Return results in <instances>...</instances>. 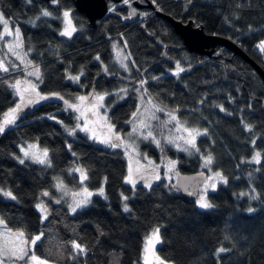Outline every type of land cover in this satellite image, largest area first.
<instances>
[{
    "label": "trees",
    "instance_id": "trees-1",
    "mask_svg": "<svg viewBox=\"0 0 264 264\" xmlns=\"http://www.w3.org/2000/svg\"><path fill=\"white\" fill-rule=\"evenodd\" d=\"M154 4L164 15L182 22L191 19L205 33L231 39L264 69V52L257 47L264 41V0H155ZM45 10L52 15L42 16ZM65 10L77 29L71 38L59 35ZM0 12L19 27L23 49L39 66L42 94L58 93L73 103L76 96L93 89L108 93V120L123 134L143 93L135 91L138 81L146 79V95L155 103L207 129L197 147L213 156L210 169L228 181L207 191L213 205L209 209L186 200L163 179L150 187L141 183L133 187L126 182L121 149L80 132L69 136L66 129L75 122L74 112L65 110L63 101L50 99L25 109L16 124L0 134V189L16 197L0 193V219L8 229L22 231L29 240L43 233L34 252L55 264H138L143 238L153 228L160 229L156 254L169 264H264V83L248 62L223 47L214 56L188 51L170 23L155 12L149 11L138 23L125 22L126 10L120 6L93 26L73 0H0ZM114 41L123 44L129 57L128 72L113 61ZM177 62L185 69L179 76ZM81 70L79 83L67 78ZM17 72H0V118L18 100L9 87ZM123 88L127 95H115ZM24 141L47 148L51 166L16 161L17 145ZM141 148L149 156L158 155L150 140ZM161 152L177 162L179 173L203 171L197 155L187 156L165 145ZM256 152L261 153L260 163L252 160ZM74 164L86 170L89 190L104 189V195L93 194L75 213L65 201L52 200L56 177L66 187L79 185L78 175L68 171ZM45 191L50 196L44 197ZM39 201L48 209L46 220L36 207ZM72 241L81 244L82 254L73 250Z\"/></svg>",
    "mask_w": 264,
    "mask_h": 264
},
{
    "label": "snow or ice",
    "instance_id": "snow-or-ice-1",
    "mask_svg": "<svg viewBox=\"0 0 264 264\" xmlns=\"http://www.w3.org/2000/svg\"><path fill=\"white\" fill-rule=\"evenodd\" d=\"M56 0H53L55 3ZM124 4H129V0H123ZM155 3V0H153ZM136 10L133 8L130 12V16L135 15ZM52 14L48 11H43L42 16L49 17ZM63 16V28L60 31L59 35L67 38H71L73 33L77 31L76 27L73 25L72 20L70 19V12L64 11L62 13ZM9 19L4 17L3 12H0V25L3 26V31L0 32V41H3L5 36L12 37L13 39L7 42V52L11 53L12 56L15 57L17 61H19L20 65L24 66L25 78L23 80L17 78L13 83L9 85V87L14 91V94L18 97V102L14 107L10 108L7 112L3 114V120L0 122V134L4 133L6 128H9L16 124L17 120L20 118V114L29 107L35 106L41 101H46L50 99H58L64 102L65 110H71L73 112L78 113L76 119L77 121H82V123H77L74 128L67 129L68 134L70 136H74L76 131H82L86 134H90L89 138L98 140L99 143L104 144L112 149H124L126 152L136 153L137 148V140H149L151 139L158 147L161 144V140L157 139V134L155 133L154 127L151 124L152 120H159V116L156 115L158 112H166L168 119L160 120L159 128L160 132L158 133L161 137H163L166 143L173 145L176 147L178 151H183L191 155L193 152H199V148L197 147V138L201 135L207 134V129L201 132L197 128H192L185 126L181 123L178 116L174 111H167L165 108L158 106L153 102L151 96L147 97L145 101V96L141 95L140 100L144 105V111L141 112V109L138 107L136 112L132 114V118L128 121L131 125V131L127 134L126 137L122 136L117 130L114 124L110 123L107 116V111L101 114V109L105 108L104 100L108 93L100 94L96 93L95 90L89 95H81L75 98L74 103H70L65 100L63 96L58 93L52 94H42L39 91V84L43 82L42 74L39 66H33L31 60H26L28 55L27 52L21 53L23 49V42L21 38V32L19 27H15L14 32L9 28ZM126 44V42H125ZM115 47V46H114ZM258 49L261 52H264V41H260L257 45ZM119 56V53H118ZM99 60V56L96 57ZM129 57L128 56H119V65L124 69L125 72L130 71L129 65L127 63ZM134 63V61H133ZM18 65L12 61H8L6 63L5 58H0V72L9 73L10 69L15 71ZM31 68V70H29ZM185 69L180 66L179 62L176 64L175 75L179 76L181 72ZM105 73L108 72L107 66L104 67ZM84 75L83 70L77 75H68V79L73 82H80L81 76ZM28 77H34L35 79H28ZM153 79H158V77H153ZM148 83L146 79H141L138 81L139 87L135 89L137 92H147L145 85ZM127 88L120 89L115 95L123 98L124 95H127ZM91 97V99H90ZM203 103V101H201ZM224 111L223 107L220 109ZM91 117V118H90ZM50 119H54V117H49ZM94 124L98 125L105 129L102 138L97 136L96 130L94 128H90L89 125ZM169 124L174 125L173 129L168 128ZM248 130H251L250 126H246ZM167 130V135H165L164 130ZM175 133V134H174ZM186 134V135H185ZM253 143H255L253 141ZM71 148V145L68 146ZM20 151L23 153V158H18L21 164L25 163V159L31 160L34 163H38L41 165L51 166V161L49 159V152L47 148L40 149L38 144L29 143L26 146H21ZM203 167L209 169L213 163V156L209 153L206 156H202ZM252 160L256 163L261 162V153L256 152V154L252 157ZM153 162H149L151 164ZM176 161H168L166 164V168L168 172H173L176 167ZM144 168V171H141L140 168L136 169V173L140 180L145 182L146 186H151V180H160L161 177L157 172V169L150 168L148 166H141ZM74 172L79 174V178L81 183L88 179L86 170L80 167H76L73 169ZM202 177L204 173L200 174ZM170 179V177H169ZM126 182L133 185L136 184V180L133 179V170L129 168V174L126 178ZM227 178L223 176V174L219 171L210 174L207 177H204L202 182V188L200 183H196L194 185H186L184 186V190L192 194L193 192L198 193H207L208 189L212 190L216 189L218 183H227ZM56 188L61 191L64 195H71L73 197V202L69 204L70 210L75 213L78 208H81L88 202V197H91L94 193L88 191L87 188H84L82 192L71 193L62 181L57 182L55 185ZM0 193L5 197H9L13 200L16 197L13 195L11 191H5L0 189ZM99 194L104 195V189L101 187L99 189ZM44 197L50 196V193L45 191L42 194ZM244 195H247L245 193ZM81 197L80 199H76V197ZM253 199L256 197L253 196ZM124 200H127L128 197H123ZM56 203H60V200H56ZM198 206L202 209L212 208L213 205L207 200L205 194H200L198 200L196 201ZM37 209L42 214V219L46 220L48 218V209L46 205L41 202L36 205ZM125 211H129L127 205L124 207ZM251 211V209H250ZM4 221L0 219V225H4ZM6 227V226H5ZM159 228H156L152 233V236L148 240V244L152 243V239L154 238L157 243L160 242L159 237ZM43 233L32 237L29 241L28 238L25 237V234L20 231L17 233H13L10 229L7 232L0 231V264H48L46 260L41 259L37 255H35L34 247L37 241L41 240ZM72 248L78 254H82L84 252L81 244L76 241H72ZM147 246L145 251L147 252ZM223 252L224 249L221 248L219 250ZM157 259H159L157 257ZM160 264H165L163 260L160 261Z\"/></svg>",
    "mask_w": 264,
    "mask_h": 264
},
{
    "label": "rangeland",
    "instance_id": "rangeland-1",
    "mask_svg": "<svg viewBox=\"0 0 264 264\" xmlns=\"http://www.w3.org/2000/svg\"><path fill=\"white\" fill-rule=\"evenodd\" d=\"M53 2V1H52ZM155 7V10H159L156 6H154ZM65 11H69V10H65ZM64 12V11H63ZM62 12V13H63ZM70 12V11H69ZM150 12H153V11H150ZM62 13H61V27H60V31L62 30V28H63V23H64V21H63V16H62ZM148 14V13H147ZM70 19L72 20V18H71V15H70ZM15 27H17L16 25H12V24H10L9 23V28L10 29H12L13 30V32H14V29H15ZM3 31V26L2 25H0V32H2ZM59 31V32H60ZM67 38V37H66ZM13 38L12 37H8V36H5V38H4V40L3 41H0V58H5V60H6V63L8 62V61H12V62H14V63H16L17 65H18V67H17V69L16 70H18V72L17 73H19V76H17V78H19V79H21V80H23L24 78H25V72H24V66L23 65H20V63H19V61H17L16 59H15V57L14 56H12L11 55V53H8L7 52V42H9V41H11ZM115 46V47H114ZM18 51H21V53L23 54V52H26L24 49H22V50H19L18 49ZM112 52H113V61H114V63H115V65L117 66L118 65V67H120V65H119V62H118V60H119V56H127V53H126V51H125V49H124V46H123V44L120 42V41H114L113 43H112ZM118 53H119V56H118ZM216 53V52H215ZM216 54H218V53H216ZM26 60H29V57H28V55H27V57H26ZM127 63H128V65H129V62L127 61ZM33 64V63H32ZM33 66H35V64H33ZM115 66V67H116ZM121 68V67H120ZM11 70V69H10ZM29 70H31V68H29ZM122 70H124L123 68H122ZM12 71V70H11ZM16 78V79H17ZM28 79H35L34 77H28ZM92 92V91H91ZM91 92H89V93H91ZM89 93L88 94H85V95H89ZM100 94H104L103 92H99ZM82 95V94H81ZM81 95H78V96H81ZM141 95H144L145 96V101L147 100V97H148V95H146V93H142V94H140V97H141ZM78 96H76V97H78ZM75 97V98H76ZM107 97V96H106ZM140 97H139V101H138V105H137V108L139 107L140 109H141V112H143L144 111V105L141 103V100H140ZM17 99H18V97H17ZM90 99H91V97H90ZM106 99V98H105ZM17 102H18V100H17ZM16 102V103H17ZM74 102H76V101H74ZM73 102V103H74ZM154 102V101H153ZM104 105H105V108H102L100 111H101V114H103L104 112H105V110L107 111V113H108V107L106 106V103H105V100H104ZM155 103V102H154ZM157 104V103H156ZM158 106H160L159 104H157ZM15 106V105H14ZM13 106V107H14ZM161 107V106H160ZM30 108V107H29ZM136 108V109H137ZM27 109V108H26ZM9 110V109H8ZM7 110V111H8ZM167 110V109H166ZM6 111V112H7ZM167 111H173V110H167ZM73 112V111H72ZM134 112H136V110L134 111ZM133 114V113H132ZM74 115H75V122H74V124H73V126L72 127H69V128H67V129H72V128H74L75 127V125L79 122V123H82V121H77V119H76V117H77V115H78V113H76V112H74ZM156 115L157 116H159V120H152L151 121V124L153 125V127H154V130H155V133L157 134V139H160L161 140V144H160V146L158 147L154 142H152V140L151 139H149L150 140V142L152 143V145L155 147V149H156V151H157V153H158V155L156 156V158L155 157H153V156H149L144 150H142V148H141V144L142 143H144L146 140H143V139H139V140H137V148H136V153H131V152H126L124 149H122V148H120L121 149V151H122V153H123V155H124V157H125V161H126V165H127V174H126V178H127V176H128V174H129V168H131L132 170H133V179H135L137 182L136 183H141V184H143V185H145V182L143 181V180H140L139 179V177H138V175H137V173H136V169L137 168H140V170L141 171H144V168L143 167H141V166H148V167H150V168H155V169H157V172H158V174L160 175V177H161V179H163L164 180V182L166 183V185L168 186V187H170L171 186V184L173 183V180H174V177H175V174H176V172H177V170H176V167H175V170L173 171V172H168L167 171V168H166V164H167V162L168 161H173V160H171L168 156H166V155H164L162 152H161V147H162V145H165V146H168V147H171V148H173L175 151H178L177 149H176V147H174L173 145H170V144H168V143H166V141H165V139L163 138V137H161L158 133L160 132V128L158 127L159 126V122H160V120H167L168 119V117H167V114H166V112H158V113H156ZM91 118V117H90ZM131 118H132V116H131ZM130 118V119H131ZM2 120H3V115L1 116V118H0V122H2ZM180 121H181V123L182 124H184L185 126H188V127H192V128H197V129H199L201 132H203V130L201 129V128H199L197 125H194V124H189L188 122H186L185 120H182V119H179ZM89 127L90 128H94L95 130H96V134H97V136H99V137H101L102 138V136H103V133H104V131H105V129L104 128H102V127H100V126H98V125H94V124H90L89 125ZM168 128H171V129H173V132H174V125L173 124H169L168 125ZM67 129H66V132L68 133V131H67ZM131 131V125L128 123V131L126 132V133H120L122 136H124V137H126L127 136V134L129 133ZM76 132H80V133H83V134H86V133H84V132H82V131H79V130H77ZM164 133H165V135H167V130L165 129L164 130ZM175 134V133H174ZM69 135V134H68ZM89 135L90 134H86V136L89 138ZM186 135V134H185ZM70 136V135H69ZM200 137V136H199ZM198 137V138H199ZM197 138V139H198ZM91 139V138H90ZM94 140V139H93ZM94 141H96V142H98L99 143V141L98 140H94ZM29 143H35V144H37L35 141H24V142H20L18 145H17V151H18V153L15 155V159H16V161H18L19 162V159L18 158H23V153L20 151V147L21 146H26L27 144H29ZM39 146V145H38ZM39 148L42 150V149H44V147H41V146H39ZM179 152H183V151H179ZM184 154H186L187 156H199L201 159H202V156H206V155H208L207 153H205V154H202L200 151L197 153V152H193L191 155H189L188 153H185V152H183ZM25 161H29V162H32L31 160H28V159H25ZM149 162H153V163H151V164H149ZM38 164V163H37ZM39 165H41V164H39ZM41 166H47V165H41ZM76 167H80V168H82L81 166H79V165H76V164H74L73 166H71L69 169H68V171L69 172H74L73 171V169L74 168H76ZM202 169H203V171L202 170H198L197 172H205V177H207L209 174H210V171L212 172V173H214L215 171H213V170H211L210 169V171H209V169H206V168H204L203 167V160H202ZM74 173H76V172H74ZM77 175H78V178H79V174L78 173H76ZM169 177H170V179H169ZM58 180L59 181H62L59 177H56L55 178V180H54V190H55V196L54 197H52V200L53 201H56V200H60V201H65L66 202V204L68 205V208H69V204H71L72 202H73V197L71 196V195H64L61 191H59L57 188H56V184H57V182H58ZM154 181H156L155 179H152L151 180V183L152 182H154ZM130 184V183H129ZM218 184H220V183H218ZM217 184V185H218ZM132 185V184H131ZM146 186V185H145ZM71 193H75V192H82L83 191V189L84 188H87L86 187V185H85V181L83 182V183H81V180H80V178H79V185L76 187V188H69V187H66ZM201 188H202V185H201ZM88 189V188H87ZM172 189V188H171ZM208 190H212L211 188H209ZM88 191H90V192H92V193H94V194H99V189H97V190H95V191H92V190H89L88 189ZM200 194H206V193H198L197 192V196H196V198L194 199V201H195V203L197 204V200H198V198H199V195ZM100 195V194H99ZM81 197H79V196H77L76 197V199H80ZM88 199V202L84 205V206H86L88 203H89V201H90V199H91V197H88L87 198ZM39 203H41V201H39L37 204H39ZM36 204V205H37ZM198 205V204H197ZM83 207V206H82ZM69 210H70V208H69ZM39 211V210H38ZM71 211V210H70ZM40 212V211H39ZM40 214H41V212H40ZM41 216H42V214H41ZM155 229L156 228H153L152 230H150L145 236H144V238H143V243H142V247H141V254H140V259H139V262H138V264H160V261H161V259L157 256V254H156V251H155V248H156V246H157V242L155 241V239L153 238L152 239V243L151 244H148V240H149V238L152 236V233L155 231ZM7 230H9L7 227H5V225H0V231H3V232H7ZM13 233H17V232H20V231H16V230H11ZM30 241V240H29ZM146 246H147V252L145 251V248H146ZM36 255V254H35ZM157 257L159 258V259H157ZM42 259V258H41ZM48 262V261H47ZM165 262V261H164ZM48 264H55V263H50V262H48ZM165 264H169V263H167V262H165Z\"/></svg>",
    "mask_w": 264,
    "mask_h": 264
},
{
    "label": "water",
    "instance_id": "water-1",
    "mask_svg": "<svg viewBox=\"0 0 264 264\" xmlns=\"http://www.w3.org/2000/svg\"><path fill=\"white\" fill-rule=\"evenodd\" d=\"M52 2L53 0H44ZM108 1L116 4L121 0H73L75 9L83 13L88 20V24L93 26L97 19H101L108 13ZM140 2L135 0L132 4H124L122 7L126 10V14L122 16V20L125 22L136 21L140 22L143 20L149 11L155 12L170 23L175 33L180 37L183 46L188 50L195 53H200L206 56H214L218 47H223L230 51L233 55H237L246 62H248L264 83V69H262L253 59L247 56L239 46L229 38L207 34L201 25H195L194 22L189 19L186 22L175 20L171 16L162 14L159 10H155L154 4L150 0H143ZM116 5L113 11L116 9ZM136 10V14L130 16L132 9ZM143 28V25H141ZM264 104V96L261 99ZM204 172H192V173H179L176 172L173 183L170 188L179 191L183 198L186 200H194L197 196V192L189 194L184 190L186 185H194L200 183L202 185L203 179L200 174Z\"/></svg>",
    "mask_w": 264,
    "mask_h": 264
},
{
    "label": "built area",
    "instance_id": "built-area-1",
    "mask_svg": "<svg viewBox=\"0 0 264 264\" xmlns=\"http://www.w3.org/2000/svg\"><path fill=\"white\" fill-rule=\"evenodd\" d=\"M133 1H135V0H129V4H132ZM138 1H140V2H144L143 0H138ZM151 2L153 3V1H151ZM153 4H154V3H153ZM115 5H116V7H118V6H123V5H124V2H123V0H121L120 2H118V3H116V4H109V8H108L107 13H109L110 11H112V10L114 9ZM154 6H155V4H154ZM137 23H138V22H137Z\"/></svg>",
    "mask_w": 264,
    "mask_h": 264
},
{
    "label": "flooded vegetation",
    "instance_id": "flooded-vegetation-1",
    "mask_svg": "<svg viewBox=\"0 0 264 264\" xmlns=\"http://www.w3.org/2000/svg\"><path fill=\"white\" fill-rule=\"evenodd\" d=\"M110 2L108 1V4H109Z\"/></svg>",
    "mask_w": 264,
    "mask_h": 264
}]
</instances>
